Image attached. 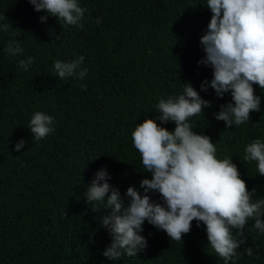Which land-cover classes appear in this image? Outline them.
I'll return each instance as SVG.
<instances>
[{
    "label": "trees",
    "instance_id": "1",
    "mask_svg": "<svg viewBox=\"0 0 264 264\" xmlns=\"http://www.w3.org/2000/svg\"><path fill=\"white\" fill-rule=\"evenodd\" d=\"M78 3L87 9L83 29L62 26L52 16L40 22L46 13L36 12L28 0H0V24L12 27L0 31V264H225L211 249L206 226L197 227L196 221L179 242L145 221L139 234L147 248L108 260L102 253L111 236L99 218L110 210L104 202L89 204L84 193L106 169L107 182L119 189L125 205L128 187L143 195L140 181L151 179V173L143 168L132 131L148 118L173 131L174 122L157 118L156 105L181 94L183 83L190 82L211 101L190 118L193 131L211 138L217 158L232 157L248 190H257L253 200L264 198L256 162L243 159L247 144L264 141V90L253 85L261 110L251 112L250 121L227 128L214 118L232 101L230 93L221 99L211 87L201 91V83L213 78L210 66L198 64L206 55L200 40L212 15L207 0ZM10 38L21 43L19 56L4 51ZM80 56V68L87 69L82 80L54 73L56 60ZM28 57L34 62L23 71L18 61ZM38 111L54 118V131L34 141L28 125ZM21 139L24 147L14 151ZM148 194L163 203L158 192ZM253 224L249 219L245 225L247 240L237 249L235 264H264V235Z\"/></svg>",
    "mask_w": 264,
    "mask_h": 264
},
{
    "label": "clouds",
    "instance_id": "2",
    "mask_svg": "<svg viewBox=\"0 0 264 264\" xmlns=\"http://www.w3.org/2000/svg\"><path fill=\"white\" fill-rule=\"evenodd\" d=\"M28 2L36 12L46 13L39 18L42 23L52 16L60 24L63 22L62 26L84 27L81 21L87 9L78 0ZM206 6L212 15L200 40L206 55L198 64L210 66L213 78L201 83V91L211 87L221 99L230 93L232 102L221 105L213 115L227 128L238 127L250 121L251 112L261 110V98L255 95L253 85L264 90V0H207ZM96 23L100 21L97 19ZM10 27V22L0 24V31L7 33ZM16 34L13 31V37ZM4 51L11 57L19 56L24 49L18 40L10 38ZM83 60V56L69 62L56 60L53 71L60 79L82 80L87 75V69L80 68ZM33 62L28 57L20 59L18 65L27 71ZM210 106L211 101L201 98L191 83L185 82L181 94L161 98L156 105L157 118L161 123L174 122L173 131L151 118L136 125L132 131L133 145L151 179L140 181L143 195L135 187L127 188V205L119 189L107 182L111 176L106 169L95 174L84 196L89 204L104 202L103 208L110 210L99 218L100 225L111 236V243L102 253L108 260L133 257L147 248V239L139 234L145 221L178 242L191 231L193 221L197 227L203 223L211 249L225 264H235V259H239L237 249L246 243L244 228L249 219L254 221L258 235H264V198L253 200L257 190H248L232 157L217 158L211 138L193 131L189 122ZM53 124L52 116L35 112L28 125L32 139L40 141L47 137L54 131ZM24 144L21 139L14 151L19 152ZM243 159L255 161L258 175L264 177V141L255 139L247 144ZM150 192H158L163 203L153 201ZM233 229L238 230L235 236ZM244 251L253 256L251 247Z\"/></svg>",
    "mask_w": 264,
    "mask_h": 264
}]
</instances>
